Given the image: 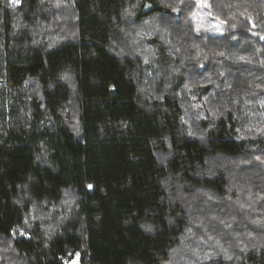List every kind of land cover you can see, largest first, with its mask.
Wrapping results in <instances>:
<instances>
[{
    "label": "trees",
    "instance_id": "obj_1",
    "mask_svg": "<svg viewBox=\"0 0 264 264\" xmlns=\"http://www.w3.org/2000/svg\"><path fill=\"white\" fill-rule=\"evenodd\" d=\"M44 2L0 0V264H264V226L228 261L237 213L197 210L264 196V0H208L218 35L195 0Z\"/></svg>",
    "mask_w": 264,
    "mask_h": 264
},
{
    "label": "rangeland",
    "instance_id": "obj_2",
    "mask_svg": "<svg viewBox=\"0 0 264 264\" xmlns=\"http://www.w3.org/2000/svg\"><path fill=\"white\" fill-rule=\"evenodd\" d=\"M197 2L196 9L194 10V13L192 14V19L195 24V30L196 31H201L209 34H223L224 33V28L223 25L217 21H214V18L210 15L208 11V0H195ZM48 2H51V11L53 9L55 10H60V8L64 7L66 3H69V0H57L56 2L60 4V7L58 8L57 4H55V0H48ZM47 2V3H48ZM46 0L44 2L45 6ZM53 8V9H52ZM66 11H69L66 9ZM47 12V11H46ZM67 17V16H66ZM66 17L63 19L64 21L66 20ZM69 17V16H68ZM70 18V17H69ZM61 22V20L58 18V21L56 22ZM58 29V28H57ZM64 29V28H62ZM61 29V30H62ZM55 31V28L50 30L51 33ZM64 31V30H62ZM126 43H117L115 46L113 45V49L116 50V53H122V54H127V50H135L137 49L138 45H131L133 42L131 41L128 43V45H125ZM136 44V43H135ZM128 48V49H127ZM121 55V54H120ZM169 77V76H168ZM169 89V86L166 87V90ZM74 102V99H73ZM73 107V117H75L74 114H76V102L75 104H71ZM162 159V157H161ZM236 160H228L225 158L221 157H214L209 160V162L206 164L205 172H202L203 175L206 177H212L217 175V172H223L225 173V170L228 169L227 174L231 176L232 180H235L233 184L236 187H234V191L236 188L240 187L244 190V186H246L245 179L239 175L236 176L235 171L237 172L238 168L236 167L238 163H235ZM236 168V169H235ZM238 177V179H237ZM233 182V181H232ZM167 186L171 187L172 184H166ZM165 185V186H166ZM166 186V188H167ZM172 196H169V199L172 197H177L178 194H172ZM248 195V193H247ZM199 196H201L203 199L204 203V208L203 206L198 207L197 210H199L202 213H208L210 210L213 209L214 212H219L220 214H223L224 216H227V214L232 213L233 211L236 212L237 217H240L241 220H239L237 217H231V218H236V221L233 223V229L229 230L227 228L222 229V232H220L219 236L221 238L222 244H220L219 249L217 248V244L213 243V248L216 250L214 251V256L216 257H222L227 259L228 261H238L239 260V255L244 254L245 252H248V250L252 249V245H256L257 243V238L261 239L260 236L256 237L253 233L254 230H259V234L261 233V226H264V224H260L259 220L256 219L255 217L261 216L263 214L262 211H264V196L256 194V198L253 200V198H248L247 196L241 201V204L237 203L236 201L232 202V199H223L226 201H221L220 199H216L213 196H207L204 193H199ZM70 195L67 197L65 200H63L62 204L66 206H70L73 204V201L75 199ZM252 197V196H249ZM227 198V197H226ZM224 202V207L220 208H209L212 205H221ZM244 202H247L248 205H245ZM207 204H210L207 205ZM227 205V207H226ZM203 208V210H202ZM207 210V211H205ZM233 214V213H232ZM241 216H245L244 223L241 224L242 218ZM191 224V223H190ZM227 224V223H226ZM229 225V224H228ZM192 226L200 230L201 234V229L199 224L196 221H192ZM233 231V232H232ZM252 231V232H251ZM227 232L231 233L229 234V237H231V241L233 242H228L227 241ZM204 239H207V237H203ZM194 239V238H193ZM229 239V238H228ZM193 242H200L201 239L198 237L197 239L192 240ZM245 243V245L241 243ZM247 245V246H246ZM216 246V247H215ZM1 244H0V252H1ZM249 247V248H248ZM247 250V251H246ZM73 264H78V259L76 258Z\"/></svg>",
    "mask_w": 264,
    "mask_h": 264
},
{
    "label": "water",
    "instance_id": "obj_3",
    "mask_svg": "<svg viewBox=\"0 0 264 264\" xmlns=\"http://www.w3.org/2000/svg\"><path fill=\"white\" fill-rule=\"evenodd\" d=\"M153 9H154V6H152V5L148 4V3H146V4L144 5V7H143L142 14L144 15V14H146V13L152 11Z\"/></svg>",
    "mask_w": 264,
    "mask_h": 264
}]
</instances>
